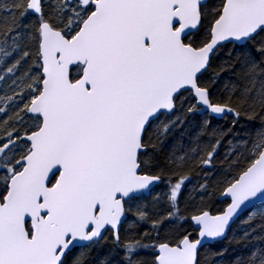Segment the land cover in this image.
I'll use <instances>...</instances> for the list:
<instances>
[{"label":"snow or ice","instance_id":"1","mask_svg":"<svg viewBox=\"0 0 264 264\" xmlns=\"http://www.w3.org/2000/svg\"><path fill=\"white\" fill-rule=\"evenodd\" d=\"M0 264H264V0H0Z\"/></svg>","mask_w":264,"mask_h":264},{"label":"trees","instance_id":"2","mask_svg":"<svg viewBox=\"0 0 264 264\" xmlns=\"http://www.w3.org/2000/svg\"><path fill=\"white\" fill-rule=\"evenodd\" d=\"M225 150H226V146H225V148H222L221 149V153H223ZM219 206H220L219 204L216 205V207H219ZM261 210H262V206H258L253 211H254V213L257 216H259V213L261 212ZM238 224H239V222H238ZM231 239H232V234L230 233L228 239L227 240H224L222 243H223V245L225 247H228L229 250H230V253L234 255L236 253H239L241 251V248H240V246L236 245L235 242H233L231 245H229V241Z\"/></svg>","mask_w":264,"mask_h":264},{"label":"water","instance_id":"3","mask_svg":"<svg viewBox=\"0 0 264 264\" xmlns=\"http://www.w3.org/2000/svg\"><path fill=\"white\" fill-rule=\"evenodd\" d=\"M258 206H259V205H258ZM258 206H257V207H258ZM229 234H230V233H229Z\"/></svg>","mask_w":264,"mask_h":264}]
</instances>
